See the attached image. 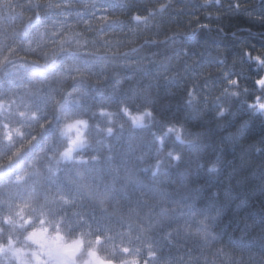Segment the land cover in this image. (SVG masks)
Wrapping results in <instances>:
<instances>
[{"label": "trees", "instance_id": "1", "mask_svg": "<svg viewBox=\"0 0 264 264\" xmlns=\"http://www.w3.org/2000/svg\"><path fill=\"white\" fill-rule=\"evenodd\" d=\"M239 2L0 0V264L55 237L80 264H264L255 74L235 98L217 71L264 46Z\"/></svg>", "mask_w": 264, "mask_h": 264}, {"label": "rangeland", "instance_id": "2", "mask_svg": "<svg viewBox=\"0 0 264 264\" xmlns=\"http://www.w3.org/2000/svg\"><path fill=\"white\" fill-rule=\"evenodd\" d=\"M82 124L76 123L75 125H71L67 128L66 133L74 132V146H80L83 141V132H82ZM37 248L36 251L31 254L28 253H20L18 249H16V253L14 257L17 260L18 264H80L72 262L65 254L67 250L73 249L75 252L77 249V245L75 244H67L61 238L55 237L52 239L43 238L38 239L36 241ZM3 250H0L2 252ZM76 254V253H75ZM80 255V252L76 254V258ZM30 257V259H27ZM82 264H90L89 261H85ZM93 264H103L95 260Z\"/></svg>", "mask_w": 264, "mask_h": 264}, {"label": "clouds", "instance_id": "3", "mask_svg": "<svg viewBox=\"0 0 264 264\" xmlns=\"http://www.w3.org/2000/svg\"><path fill=\"white\" fill-rule=\"evenodd\" d=\"M204 2H209V0H204ZM246 17L249 18V19H254V20H259V21H264V19H259L258 17H262L264 15H258L252 11H247L245 13ZM247 52H251L253 54V56L255 55H259L261 57H264V46L260 47V48H257L255 51H253L252 49L250 48H244L243 49V55L239 58V60H233L232 62V65L228 68H225V67H221L219 68L217 71L219 73V75L225 80V76H224V73L225 72H228L231 74L230 78L231 79H235V78H239V83L236 84V85H231L229 84L226 80V86L224 88V92L225 93H229L232 97H235V98H239L240 95H241V89H242V85H241V81H240V76L238 74H236V65L238 63L240 64H247L250 66V71L252 73H254V79H253V83L254 81L257 79V78H264V68H258V66L246 55ZM255 85V89H256V95H254L252 97L251 100L248 101V106L250 107V105H253L256 101V98L257 97H260L262 101H264V90H261L260 88H258L256 86V84L254 83ZM242 91L244 93H247L249 91V89L247 87H243ZM226 111V109H221V114H223L224 112ZM23 115V114H21ZM43 127V125L41 126ZM16 135L18 136H22L23 133L21 131V129L17 128L16 129ZM9 140L12 139L11 136L8 137ZM37 138L35 136H33L31 139L27 140L24 144L21 145L20 149H18L14 155H18L19 152L24 148V147H28V146H31L33 141H35Z\"/></svg>", "mask_w": 264, "mask_h": 264}, {"label": "snow or ice", "instance_id": "4", "mask_svg": "<svg viewBox=\"0 0 264 264\" xmlns=\"http://www.w3.org/2000/svg\"><path fill=\"white\" fill-rule=\"evenodd\" d=\"M203 4L205 7H210L212 3H216L217 6H219L220 4V0H209V2H204V0H202ZM163 7V6H161ZM231 7L235 8L237 11H240L242 9V7L247 8V5L242 6L239 2V0H233V3L231 5ZM208 18L212 19V13H207ZM217 19H219V15L217 14L216 16ZM259 19H264V16L262 17H258ZM196 19H199L198 17H196ZM198 27L201 28H208L210 27L207 24H203V25H198ZM222 31V29H220ZM246 55L258 66V68H264V57H261L259 55H255L253 56V54L251 52H247ZM221 64H223V61H220ZM225 76V80L231 84V85H236L239 83V78H235V79H231L230 76L231 74L228 72L224 73ZM254 83L256 84V86L258 88H260L261 90H264V78H257ZM250 107L253 108H257L260 111L264 112V101L261 100L260 97L256 98V101L253 105H250Z\"/></svg>", "mask_w": 264, "mask_h": 264}, {"label": "water", "instance_id": "5", "mask_svg": "<svg viewBox=\"0 0 264 264\" xmlns=\"http://www.w3.org/2000/svg\"><path fill=\"white\" fill-rule=\"evenodd\" d=\"M79 252H80V249L77 252H75L73 249H70V250H67L65 252V254L72 262H75L77 260L76 259V254L79 253Z\"/></svg>", "mask_w": 264, "mask_h": 264}]
</instances>
